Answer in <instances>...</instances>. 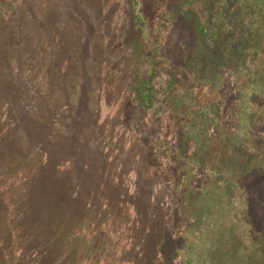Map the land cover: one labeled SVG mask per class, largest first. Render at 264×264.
Returning <instances> with one entry per match:
<instances>
[{"label": "rangeland", "instance_id": "374dc122", "mask_svg": "<svg viewBox=\"0 0 264 264\" xmlns=\"http://www.w3.org/2000/svg\"><path fill=\"white\" fill-rule=\"evenodd\" d=\"M137 1L145 23L142 33L135 27L130 0L23 3L21 28L30 43L26 57L33 46L39 53L37 83L42 90L51 87L53 95L57 91L67 94L73 105L71 117L58 119L56 126L62 137L40 152L47 155L55 173L64 169L67 183L78 187L83 198L75 199L81 207L71 221L58 224V228L35 231L30 239L14 211L0 209L1 241L7 243V237L14 233L11 228L17 227L16 236L22 237L25 245L32 237L47 245L54 264H137L134 252L138 254L144 248V238L132 230L138 221H151L150 239L155 242L154 250L163 253L166 264H170L174 252L162 242L165 234L169 240L175 235L179 247L180 256L171 264H201L200 259L210 252L211 264H217L220 252L229 254L227 264H248V260L240 261L243 249L238 243L235 246L232 242L229 252L226 243L233 240H228L230 222L219 220L212 204L235 213L240 210L246 224L249 218L244 211L250 198L245 192L253 191L256 197L264 194V128L257 120L259 115H251L253 105L264 110V78L252 84L256 79L253 67H232L227 58L229 66L225 62L219 68L224 48L221 50L212 41L217 21L209 20L204 5L197 4L194 13L179 11L177 4L182 0ZM198 27L205 28L206 36ZM230 53L232 57L233 49ZM7 63L16 74V61L9 58ZM151 67L156 71L153 87L158 105L142 111L135 99V108L127 113L138 78L147 77ZM223 80L220 89L218 83ZM61 81L66 82L63 88L51 86ZM169 82L171 87L167 86ZM173 95L178 103L169 112L168 102ZM82 101L83 119L88 114L90 117L77 122ZM191 101L203 105L215 101L219 107L202 110L203 126H199L201 122L193 121L197 113H191L195 117L190 123L182 118L191 112L186 108ZM210 121L212 138L204 126ZM69 129L77 135L73 142L66 140ZM219 136L220 143H213L212 139ZM25 143L14 148L26 149ZM31 166L38 163L33 161ZM0 173L6 180L10 175L7 157L0 160ZM96 174L105 180L97 183ZM203 179L213 181L208 189L209 201L202 193L190 195L189 186ZM238 189L242 194L237 193ZM179 203L190 217L177 222L175 217L172 219L171 209ZM258 204L264 209V201ZM199 209L203 217L196 213ZM245 224L240 234L245 232ZM200 238L206 241L205 248L200 246ZM237 248L241 252L235 255Z\"/></svg>", "mask_w": 264, "mask_h": 264}, {"label": "trees", "instance_id": "16d2710c", "mask_svg": "<svg viewBox=\"0 0 264 264\" xmlns=\"http://www.w3.org/2000/svg\"><path fill=\"white\" fill-rule=\"evenodd\" d=\"M23 3H25V0H0V160L2 161L7 157V170H9L10 174L7 175L6 180L4 179V173H0V203L3 204V206H0V209H7V212L12 210L10 211L12 213L14 211L19 225L27 230L30 239V234H34L35 231L47 230L51 226L58 228V224L71 221V217L76 215L79 211L78 208L81 207L75 199L82 196L78 187L72 188L70 187L71 185L69 186L64 175L66 172H63L64 169L62 171L60 169L59 172L55 173L52 165H48L49 158H47V155L40 152L41 148L49 146L57 138L62 137L56 126L58 119L66 115L71 117L70 113L72 112L73 105L69 103L67 94L63 96L60 91H57L56 95H53L51 87L42 90L41 85L37 83L39 72L37 71L38 65L36 61L39 53L33 50L35 46L32 44V52H28L29 55L26 57L27 46L30 43L26 33H24L26 31L21 28V16L19 14ZM197 4L205 6L209 14V20L215 18L214 22L216 23L217 21V25L213 22L216 28L211 34L212 41H214L215 45H219L221 50L224 48V52H226L221 51L222 59L219 61V68L225 62L229 66L226 58L232 63V67L238 69L241 65L245 66V64H248L256 72V79L252 81V84H257L258 78H264V0H182L177 5L181 12L191 10L196 13L195 7ZM130 9L135 27L142 33V26H145V23L141 10L138 8L137 0H130ZM217 15L220 16L217 18L215 17ZM198 29L203 37L206 36L207 31L205 28L198 27ZM232 49L233 56L230 57ZM9 58L14 59L16 64H18L16 74H13L7 63ZM12 75H16L14 76V80L10 79ZM155 78L156 71L154 67H151L147 77L144 79L138 78L136 88L133 90L132 95L129 96L126 108L127 113L135 108V102H133L135 99H138L136 107L142 111L156 108L158 99L154 96L153 83ZM224 83L225 80L218 83L220 89L223 88ZM65 84V81H61L60 84L57 82L51 83V86L59 90L58 88H63ZM167 86L171 87V83L169 82ZM183 95L181 93L180 96L183 97ZM171 97L168 102L169 112L178 103V99L174 95ZM214 102L203 105L191 101L186 105L187 110L191 112H188L189 114L187 115H182V118L186 123H190V118L196 116V119L194 118L193 121L197 120L196 124L201 122L199 126H203L204 116L201 111H207L212 106L218 108V104ZM78 106L80 112L76 115L75 120L77 122H84V119L90 117V114L83 119L85 104L82 101ZM253 106L251 107V115H259L257 120L260 122V127L264 128V110L256 108L255 105ZM244 108V105H242L243 111ZM191 113L197 114L194 116ZM90 121L91 119L88 120V122ZM208 123V125L204 124L207 128L211 127V123L213 122L210 121ZM207 130L208 137L212 138L213 129L208 128ZM67 136L66 140L73 142V138L77 135L69 129L66 131ZM221 138L222 136L218 138L214 137L212 139L213 143H220ZM22 141L26 142L25 144L28 148H14ZM196 143L194 142L193 144L196 145ZM78 144L82 146L83 141H78ZM95 145L97 146L98 144L96 143ZM29 148H32V150H29ZM98 151L101 152L99 148ZM190 159H193L192 154L190 155ZM33 161H36L38 166H31ZM43 162L44 164L41 166ZM192 165L194 164H189V166ZM99 177L96 174L97 183L105 180V177ZM212 185L213 181L203 179L196 186H189L190 195L200 196L202 193V197H206L205 201H209L208 189ZM18 186L19 188H17ZM222 190L227 195L225 189ZM252 192L250 194L247 191L245 192L250 198L249 205L246 207V211H244V214L249 218V222L246 221V224L245 220L240 218V210L235 213L223 206L214 207V202L212 209L217 212L219 220L227 223L230 222L229 226H227L229 231L227 234L230 237L228 240H233L226 243L228 244L227 248L229 252H231V247L233 246L232 242H234V245L238 243L241 245L244 255H242L240 261L248 260V264H264V209L258 204L260 201H264V194L256 197ZM237 193L239 195L242 194V190L238 189ZM247 195H243V197ZM239 205L241 207L242 204L239 203ZM171 212L172 219L175 217L177 222L182 219H189L190 217L189 215L187 216L181 203L174 206V208L172 207ZM196 213L203 217L201 209ZM112 216L116 217L114 214ZM209 216L207 218L210 219ZM232 216H234V220H232ZM150 222L142 224L138 221L137 227L132 230L133 232L137 231V233L143 236L141 238H144L142 241V243L144 242V248H141L138 254L134 250V254L137 256V264H166L163 253L154 250L155 242L150 239L152 230ZM242 223L245 224L246 228L245 232L240 234V230L243 228ZM12 225L14 226V224ZM16 229L11 228L12 231L14 230V233H11L9 236V238L13 237L14 241L11 242V239L7 237V243H5L1 241L3 238H0V264H54L51 257L53 253L48 249L47 245L35 237H32L25 245L22 237L16 236ZM201 230L204 231L206 229L203 226ZM248 230H251V233L248 234ZM132 231L130 229V232ZM239 234L244 237L239 236ZM216 235L214 237L218 238ZM163 236L162 242H166L164 245H170L172 253L174 252L171 255V264L175 258H178L179 247H177L175 235L169 236L171 240L168 239L167 234ZM200 239V246L205 248L206 241L202 238ZM239 252H241V249L237 248L234 254L238 255L237 253ZM209 255H212V252L207 254V257L203 256L200 259L201 264L214 263L213 259L209 260L211 258L208 257ZM219 255L217 264L229 263L230 256H227L229 254H221L220 252ZM234 264H239V261H236Z\"/></svg>", "mask_w": 264, "mask_h": 264}]
</instances>
